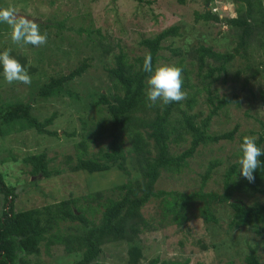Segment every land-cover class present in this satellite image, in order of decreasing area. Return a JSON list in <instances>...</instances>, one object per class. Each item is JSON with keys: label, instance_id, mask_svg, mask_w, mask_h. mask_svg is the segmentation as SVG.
Listing matches in <instances>:
<instances>
[{"label": "rangeland", "instance_id": "374dc122", "mask_svg": "<svg viewBox=\"0 0 264 264\" xmlns=\"http://www.w3.org/2000/svg\"><path fill=\"white\" fill-rule=\"evenodd\" d=\"M150 2L151 4L136 0H0V8L16 9L21 16L36 21L41 33H47L48 36L47 43L40 47L14 44L11 40V26L0 23V52L11 49L13 57H25L30 70H33L29 72L32 77L31 85H9L4 80L3 72H0V109L15 102H36L33 113L41 121L57 114L49 129L60 135L59 138L41 136L21 124L2 127L0 172L5 176L7 184L16 186L19 194L15 207L17 211L39 208L70 198L82 200L87 195L101 192L105 198L118 197L120 192L113 187L126 181L120 172L112 170L90 174L72 171L71 167L77 164L81 153L77 146L84 136L96 130L106 118L109 119L106 109L97 108L95 103L101 93L110 91L107 68L114 64V55L118 54L119 46L132 63L135 57L146 52L141 45L143 39L154 38L174 26L180 27V35L163 42L165 49L161 51L159 66L176 65L178 62L180 57L167 49L169 47L179 48L186 54L200 45L213 46L220 52L232 50L236 46L237 29L225 22L196 20V13L204 14L206 11L205 0H187L185 4H179L177 0ZM240 5L239 0H214L210 8L212 13L227 19L237 16L236 10ZM253 47L260 48L256 45ZM261 53V50H251L248 61L237 58L228 66L227 75H221L210 88L213 95L239 97L238 104L232 103L213 119L210 129L212 134H221L238 125L239 132L235 140L201 147L189 161L190 170L180 176L164 172L156 185L157 190H180L186 193L196 191L201 184V179L196 174L202 175L211 160L219 159L222 165L213 173L205 190L223 192L227 168L230 164L239 162L240 138L251 135L259 139V132L263 130L258 120H264V73L256 78L250 77L253 70L261 68ZM185 57L189 62L191 58L187 55ZM85 59H89L91 67L82 77L67 86V90L74 95L66 92L50 99L32 95V92L49 82L51 77L69 74ZM248 64L250 69H247ZM192 67L188 66L189 69ZM193 68L191 84L195 88H203L196 76L197 67ZM186 93L188 98L194 90L189 89ZM197 97L198 104L194 112L200 113L203 118L207 117L212 108L208 102L209 93L203 91ZM183 102L186 107V100ZM84 124H87L85 131ZM71 133H75L74 136H68ZM101 141L91 143L88 152L96 154L100 148L107 147L110 139ZM188 146L189 144L184 143L175 148V151L183 152ZM44 152L51 159L49 168L60 170V175L46 178L30 174L32 167L24 160ZM133 172L137 176L140 174L136 169ZM32 182H36V185H31ZM240 197L247 203L264 202V195ZM3 199L0 194V217ZM89 201L82 200L86 205H89ZM93 206L99 209L97 217H100L104 208L96 203ZM157 212L159 200L152 201L143 209L144 217L150 221ZM216 216L218 224L206 223L197 216L184 227L168 223L158 231L144 233L136 241L143 254L140 264H148L155 258H160L161 261L190 259V264H245L249 245L261 241V238L247 229H231V214L226 206H219ZM153 221L159 223V219ZM201 244L205 245V250ZM133 246L134 244L127 242L106 246L97 262L128 264V253ZM53 249L52 256H48L42 247L40 256L28 258L31 260L29 264H78L81 259L79 254H66L62 246ZM259 256L264 264V247H260Z\"/></svg>", "mask_w": 264, "mask_h": 264}, {"label": "trees", "instance_id": "16d2710c", "mask_svg": "<svg viewBox=\"0 0 264 264\" xmlns=\"http://www.w3.org/2000/svg\"><path fill=\"white\" fill-rule=\"evenodd\" d=\"M136 1L151 4L150 0ZM177 1L179 4L187 2ZM213 2L214 0H205L206 11L204 14L196 13V20L225 22L237 29L236 46L232 50L220 52L213 46L200 45L186 54L179 48H167L180 57L176 65L184 69L183 90H194L186 99V107L183 101L169 105H162L158 101L156 105L149 107L146 97L148 74L142 71L147 55L152 56L154 68L159 66L161 51L165 49L162 44L167 39L180 35L179 26L164 30L154 38L143 39L141 45L146 52L135 57L132 63L119 46L118 54L114 55V64L107 68L110 91L101 93L95 105L97 108H105L109 119L106 118L78 144L81 153L71 170L90 174L112 170L120 172L126 181L113 187L120 192L116 199L105 198L101 192L82 199L90 200L89 205L79 198H70L39 208L17 211L15 207L19 194L16 186L7 184L5 176L0 172V194L4 198L0 217V264H29L31 260L28 258L40 256L42 247L46 255L52 256L53 248L57 246H62L66 254H79L81 259L78 264H99L97 261L104 248L119 242L134 244L128 253V264H140L143 254L136 241L141 235L148 231H158L168 223L179 227L187 226L197 216L206 223L218 224L216 214L219 206H226L230 211L231 229H247L261 238V241L249 245V253L244 260L245 264H262L259 249L264 247V202L247 203L240 196L264 195V167L254 172L255 182L249 183L239 172V162L232 163L224 174L223 192H208L205 190L208 181L222 165L221 160L213 159L202 175L196 174L201 179L196 191L186 193L156 189L164 172L180 176L190 170L189 161L201 147L235 140L239 132L238 125L221 134H212L210 131L213 119L222 110L232 103L240 102L237 95L220 97L211 93V86L221 75H227L228 66L237 58L248 61L251 50H261V68L253 70L250 77L256 78L264 73V1L239 0L241 5L236 10L237 16L227 19L212 13L210 6ZM254 45L260 48H255ZM186 55L191 58L189 62ZM16 59L29 72L33 71L25 57L18 55ZM188 66L197 67L196 76L203 88H195L191 84L194 68L189 69ZM90 67L89 59H85L69 74L51 77L49 82L32 92V95L42 99H50L66 92L74 95L67 90V86L82 77ZM247 69H250L249 64ZM0 72H3L2 66ZM203 91L209 93L208 102L212 105L208 116L204 118L200 113L194 112L198 104L197 96ZM35 103L15 102L2 106L0 134L3 133V126L21 124L33 129L38 135L59 138V132L49 129L57 114L41 121L33 113ZM258 121L263 130L259 132L257 143L263 147L264 120ZM86 126L84 124V131ZM104 139H110L107 147L100 148L96 154L88 152L91 143ZM242 140L241 137L240 144ZM184 143L189 144L188 148L177 153L175 148ZM260 159L264 162V156ZM50 161L45 152L24 160L27 165H31L30 174L33 177L43 175L51 178L60 175V170L49 168ZM135 169L140 172L138 176L133 172ZM30 184L36 185V182ZM103 198L105 202L102 201ZM154 200H159V212L150 221L144 217L143 209ZM93 203L104 208L100 217H97L99 209ZM158 219L159 223L156 224L153 220ZM201 245L205 250V245ZM148 264H190V259L161 261L160 258H155Z\"/></svg>", "mask_w": 264, "mask_h": 264}, {"label": "clouds", "instance_id": "9594fccd", "mask_svg": "<svg viewBox=\"0 0 264 264\" xmlns=\"http://www.w3.org/2000/svg\"><path fill=\"white\" fill-rule=\"evenodd\" d=\"M0 23L11 26V40L14 44L40 47L47 43V33H41L38 23L20 16L14 8H0ZM0 66L3 68V76L7 84L31 85L32 77L28 69L11 55V49L0 52ZM142 71L148 74L146 97L149 107L156 105L158 101L162 105H169L187 99V93L183 90L182 67L165 64L154 68L152 56L147 55L143 61ZM257 141L258 137L248 135L243 137L240 144L239 172L249 183L255 182L254 172L264 167V162L260 159L264 156V147L259 146Z\"/></svg>", "mask_w": 264, "mask_h": 264}, {"label": "water", "instance_id": "95a60500", "mask_svg": "<svg viewBox=\"0 0 264 264\" xmlns=\"http://www.w3.org/2000/svg\"><path fill=\"white\" fill-rule=\"evenodd\" d=\"M21 16V15H20ZM23 17V16H22Z\"/></svg>", "mask_w": 264, "mask_h": 264}]
</instances>
